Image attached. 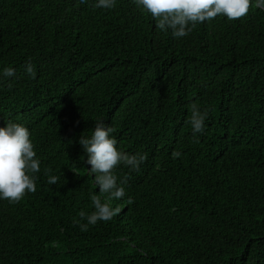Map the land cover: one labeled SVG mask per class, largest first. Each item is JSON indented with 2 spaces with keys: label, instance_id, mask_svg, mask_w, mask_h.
Instances as JSON below:
<instances>
[{
  "label": "trees",
  "instance_id": "16d2710c",
  "mask_svg": "<svg viewBox=\"0 0 264 264\" xmlns=\"http://www.w3.org/2000/svg\"><path fill=\"white\" fill-rule=\"evenodd\" d=\"M94 2L0 0V126H27L41 161L35 193L0 200V264H264V9L176 39L133 0ZM98 121L147 159L115 169L120 213L81 231Z\"/></svg>",
  "mask_w": 264,
  "mask_h": 264
},
{
  "label": "clouds",
  "instance_id": "9594fccd",
  "mask_svg": "<svg viewBox=\"0 0 264 264\" xmlns=\"http://www.w3.org/2000/svg\"><path fill=\"white\" fill-rule=\"evenodd\" d=\"M85 2V0H81ZM143 12L150 14L155 27L161 31H171V35L180 39L190 34L197 24L212 21L217 16L228 20H236L246 16L251 6L264 9V0H133ZM117 0H95L97 9H113ZM26 73L33 79L36 72L31 63L26 65ZM16 70L6 67L0 72L2 78H12ZM188 123L194 135L203 134L207 127L210 110L201 109L196 104L189 106ZM114 129L103 121L96 122L90 136L82 134L79 143L87 154L89 173L94 176L99 193L90 194L94 210L86 214L83 210L79 217L86 223H80L81 231H87L100 221H111L121 209L113 207V200L125 196L126 180H118L115 169L123 164L138 171L147 156L127 154L117 147V139L112 135ZM180 153L174 152L173 157ZM41 169V161L37 157L30 129L22 123L7 122L0 126V200L10 203L20 202L26 194L37 191V176ZM59 177L49 175L47 183L56 185ZM128 203L132 200L129 198ZM74 223H79L74 221Z\"/></svg>",
  "mask_w": 264,
  "mask_h": 264
},
{
  "label": "bare ground",
  "instance_id": "6f19581e",
  "mask_svg": "<svg viewBox=\"0 0 264 264\" xmlns=\"http://www.w3.org/2000/svg\"><path fill=\"white\" fill-rule=\"evenodd\" d=\"M158 257V256H157Z\"/></svg>",
  "mask_w": 264,
  "mask_h": 264
}]
</instances>
